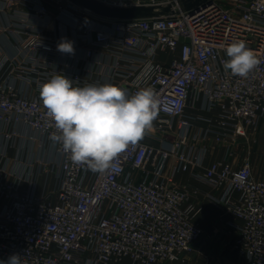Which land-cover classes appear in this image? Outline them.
<instances>
[{"label":"built area","instance_id":"1","mask_svg":"<svg viewBox=\"0 0 264 264\" xmlns=\"http://www.w3.org/2000/svg\"><path fill=\"white\" fill-rule=\"evenodd\" d=\"M101 1L171 4L174 12L105 19L68 0L56 11L45 0H0V12L11 10L0 31L10 32L15 49L0 55V260L18 254L22 264L185 261L202 229L192 193L174 176L203 166L213 138L224 156L195 177L222 188L208 196L238 220L229 224L237 231L234 251L246 264H264V166L256 176L248 146L237 155L241 140L264 122V0H211L192 11L180 0ZM49 23L54 36L44 31ZM62 37L74 41V56L57 51ZM235 40L246 41L261 61L247 78L223 67ZM56 74L78 87L114 84L130 94L152 88L160 99L153 127L103 172L74 164L49 139L56 129L39 96ZM18 138L49 144L57 159L12 160L7 148ZM41 167L56 178L54 199L37 192Z\"/></svg>","mask_w":264,"mask_h":264},{"label":"clouds","instance_id":"2","mask_svg":"<svg viewBox=\"0 0 264 264\" xmlns=\"http://www.w3.org/2000/svg\"><path fill=\"white\" fill-rule=\"evenodd\" d=\"M56 49L75 55L74 41L66 37ZM225 52L223 67L236 77L247 78L261 63L244 40L233 41ZM39 96L56 129L49 139L60 144L74 164L93 172L105 171L119 154L141 141L153 127L160 105L152 88L130 94L114 84L78 87L60 74L40 85ZM0 264H22L21 256L13 254Z\"/></svg>","mask_w":264,"mask_h":264},{"label":"crops","instance_id":"3","mask_svg":"<svg viewBox=\"0 0 264 264\" xmlns=\"http://www.w3.org/2000/svg\"><path fill=\"white\" fill-rule=\"evenodd\" d=\"M52 10L56 11L59 6L66 3V0H45ZM10 9L7 12H0V26H5L9 20ZM45 33L49 36L56 34L53 23H49L44 29ZM15 52L13 38L9 31H0V55L13 54ZM5 74L0 75V80H3ZM20 87L22 84L19 83ZM26 88V86H24ZM28 90L32 91L29 87ZM262 123V122H261ZM260 123V124H261ZM196 126H204L203 122H194ZM259 127V126H258ZM23 130V128H18ZM256 132V131H255ZM251 132L249 138L255 134ZM4 137L0 134V149L3 147ZM208 153L203 166H191L187 171L177 172L174 176V184L178 187H186L192 193V198L195 202L196 210L194 221L202 229V235L195 240L194 250L187 255L183 262H169L166 264H246L244 256L237 253H227L225 250L227 246L233 244L237 235V231L231 227L230 222L238 220L227 212L221 204L213 202L209 198V194L218 196L222 188L214 187L201 179L195 177V173H201L206 167L215 159H220L224 156V146L217 143L213 138L207 142ZM250 147L248 146V149ZM250 151V150H249ZM7 154L12 160L38 159L45 161L47 159H57V155L49 144H44L40 147L37 142H32L29 139L18 138L12 141L11 145L7 148ZM244 152L239 153L242 156ZM253 172L256 176L260 175L261 170ZM37 192L38 193H51L56 188V178L52 172L46 169H39L36 174ZM54 199V194L51 195ZM225 251V253H224ZM223 253V254H222ZM109 264H133V262L124 258L118 262H111Z\"/></svg>","mask_w":264,"mask_h":264},{"label":"water","instance_id":"4","mask_svg":"<svg viewBox=\"0 0 264 264\" xmlns=\"http://www.w3.org/2000/svg\"><path fill=\"white\" fill-rule=\"evenodd\" d=\"M87 13L105 19H141L169 15L174 12L171 4H110L101 0H68ZM184 9L193 8L211 0H180Z\"/></svg>","mask_w":264,"mask_h":264},{"label":"rangeland","instance_id":"5","mask_svg":"<svg viewBox=\"0 0 264 264\" xmlns=\"http://www.w3.org/2000/svg\"><path fill=\"white\" fill-rule=\"evenodd\" d=\"M47 1H50V0H47ZM243 145L250 147L249 148L250 159H251L254 171L255 172L260 171L262 169V166H264V122H262L259 125L255 134L252 135V137H250L248 140H241L238 146L239 153L244 151V147H242ZM225 251L228 254L236 253L233 249V244H231V246H227Z\"/></svg>","mask_w":264,"mask_h":264}]
</instances>
